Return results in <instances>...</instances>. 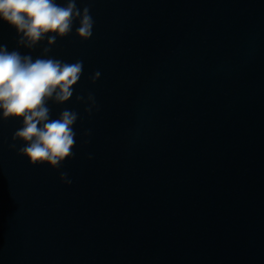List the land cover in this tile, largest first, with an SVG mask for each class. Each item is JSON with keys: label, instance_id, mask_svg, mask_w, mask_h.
<instances>
[{"label": "water", "instance_id": "1", "mask_svg": "<svg viewBox=\"0 0 264 264\" xmlns=\"http://www.w3.org/2000/svg\"><path fill=\"white\" fill-rule=\"evenodd\" d=\"M85 6L92 37L76 21L46 55L0 20L9 52L83 61L47 105L78 113L59 169L18 155L23 121L0 118V264H264V0Z\"/></svg>", "mask_w": 264, "mask_h": 264}, {"label": "clouds", "instance_id": "2", "mask_svg": "<svg viewBox=\"0 0 264 264\" xmlns=\"http://www.w3.org/2000/svg\"><path fill=\"white\" fill-rule=\"evenodd\" d=\"M0 20L16 29L20 35L18 44L27 49H33L48 37V47L43 49L45 55L57 37L71 34L74 22H79L76 35L84 41L92 37L95 24L90 8H78L77 0H66L64 6L56 0H0ZM82 74L83 61L68 63L51 57L33 60L31 55L9 52L6 45H0V118L22 119L23 126L13 133L12 139L23 142L18 155L26 157L31 165L47 164L59 169L65 160L74 157L73 126L78 113L64 109L58 118L51 119L47 105L49 101L58 105L68 102ZM100 75L96 71L92 83ZM76 101L88 104L85 112L89 115L97 107L91 93L86 99L76 96ZM10 147L16 148V144ZM59 179L67 185L72 183L67 172H61Z\"/></svg>", "mask_w": 264, "mask_h": 264}]
</instances>
